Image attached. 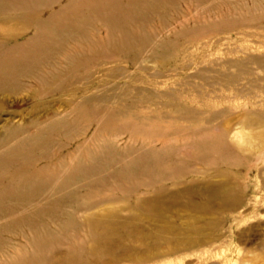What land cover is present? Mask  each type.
Listing matches in <instances>:
<instances>
[{
	"label": "bare ground",
	"instance_id": "6f19581e",
	"mask_svg": "<svg viewBox=\"0 0 264 264\" xmlns=\"http://www.w3.org/2000/svg\"><path fill=\"white\" fill-rule=\"evenodd\" d=\"M243 2L0 0V264L142 262L198 247V238L212 235L229 212L246 207L231 214L234 221L261 212L260 112L255 117L263 129L247 120L234 134L240 143H233L226 127L212 128L218 135L198 127L200 118L189 107L195 98L117 80L130 75L119 62L144 69L153 62L160 77L186 43L261 28L264 0ZM251 58L256 68L263 66L264 56ZM112 62L118 63L109 72L112 85L89 80ZM153 106L171 111L144 115ZM136 128L145 135L141 142L130 136ZM126 134L131 141L121 142ZM185 134L190 138L183 143L166 139ZM241 144L253 149L246 157ZM113 186L117 195H101ZM117 202L124 207L103 209ZM181 210L193 221L173 223ZM204 218L209 223L202 226ZM17 234L26 240L13 245ZM214 250L204 254L219 259Z\"/></svg>",
	"mask_w": 264,
	"mask_h": 264
},
{
	"label": "rangeland",
	"instance_id": "374dc122",
	"mask_svg": "<svg viewBox=\"0 0 264 264\" xmlns=\"http://www.w3.org/2000/svg\"><path fill=\"white\" fill-rule=\"evenodd\" d=\"M235 1L244 3L243 0ZM185 7L186 5L183 6L184 9ZM222 11L227 14L225 7ZM237 11L239 12L241 10ZM193 14L196 13L193 12ZM211 18L212 22L219 20L215 17ZM207 20L210 21V19ZM259 25L262 27L233 30L229 33H219L216 38L211 40L203 39L193 44L186 43L181 55L173 58L169 62L166 70L164 69L160 77L155 75V72L159 71L160 67L153 62L143 64L147 70L139 66H133L130 62H119L123 66V69L125 68V74L130 75L128 77L123 75L117 80L120 82L130 80L132 83L130 84L133 87L136 86L135 88L148 86L151 88L154 87L160 92L179 91L186 96L195 98V102L189 103V107L200 118L198 127L215 131V135H218V130H212V128L214 129L218 126L226 127L233 135L232 139L230 138L229 140L233 143H240L239 138H235L234 134L238 133L243 126H248V123H246L247 120H250L249 123H252V127L255 130L263 129L259 127L255 113L260 112L264 116V63L261 68H256L257 65L251 58L253 55L264 56V20ZM189 26H192V24ZM18 28L22 27L19 26ZM2 31L5 30L0 27V32ZM229 61L232 62V65L229 64ZM239 63H245L250 68L249 71L241 70ZM117 66L118 63L114 62L104 63L98 69H103V71L95 72L89 80H95L97 82L103 79V87L105 85L110 86L113 84L114 79L109 75L114 72ZM78 85L81 86L80 83ZM80 94H83V92ZM63 95L64 93L55 94L51 99L58 100ZM55 106L57 107V105ZM153 109L162 113H166L167 110L171 111V109L153 106L143 109L144 115H151ZM59 110H64L63 106H60ZM214 115L217 116V119L208 123V119ZM18 119L17 117L15 120ZM172 122H175V120ZM161 124L163 126L168 125L165 122ZM183 124L187 125L188 123L184 121ZM93 129H95L94 126H92ZM130 136L139 142L145 138L142 130L138 131L137 128L133 129ZM130 136L129 134L124 135L123 141L121 142L131 141L129 139ZM183 138L188 139L190 135L166 137L167 140L177 141L178 143L185 142ZM156 145L160 146L161 144L157 143ZM241 145H243L245 151L241 152L240 155L246 157L250 154V150L253 149L245 144ZM262 165H264V157L259 163V168ZM197 167L199 168L200 166L197 165ZM223 168H225L224 170L228 169L226 166ZM231 169L234 171L238 169L242 171L241 167H229L228 171H232ZM213 173L214 171H209V179H211L210 177L211 175L213 176ZM257 173L255 170L250 173L249 180L253 187L256 185L255 175ZM262 176L264 177V170ZM222 179L223 177L213 178L214 181ZM239 181L246 182L244 177ZM112 194L114 196L117 195L114 186L111 189H103V193H101V195L109 197H113ZM97 196L98 194L95 193L94 199H97ZM124 205V202H117L103 205V209L124 207ZM101 208L96 209V212L101 211ZM261 209L259 214L238 221L231 220V214L244 211L246 207L238 209L234 213L229 212V215L222 218L219 228L212 235L204 234L200 236L198 238L200 241L198 247L188 251L166 255L165 257L158 256L149 259H146V257L144 258L146 260L142 262L125 260L119 264H209L210 262V264H264V207ZM124 214L126 213L124 212ZM191 217L192 214L189 210H181L179 213L173 214L171 220L175 224H186L193 221ZM246 219L248 220L247 222ZM198 223L202 226L207 225L209 220L208 218H204ZM11 238L14 240L12 241L13 245L23 243L26 240L21 234L12 235ZM212 248H215L214 251L217 252L219 259L216 256L211 259L209 255L206 256L204 254L207 249L210 250ZM27 251L30 252L32 250L27 249ZM17 253H23V251ZM141 254H144V252ZM199 255H202L203 258L199 257Z\"/></svg>",
	"mask_w": 264,
	"mask_h": 264
}]
</instances>
